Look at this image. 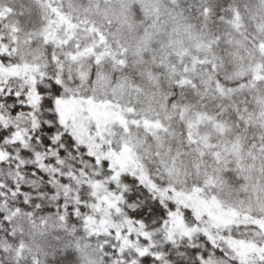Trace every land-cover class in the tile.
Instances as JSON below:
<instances>
[{"label": "snow or ice", "instance_id": "snow-or-ice-1", "mask_svg": "<svg viewBox=\"0 0 264 264\" xmlns=\"http://www.w3.org/2000/svg\"><path fill=\"white\" fill-rule=\"evenodd\" d=\"M0 264H264V0H0Z\"/></svg>", "mask_w": 264, "mask_h": 264}]
</instances>
